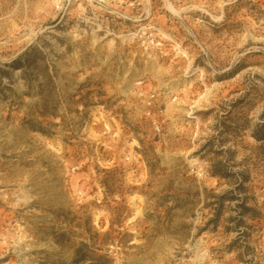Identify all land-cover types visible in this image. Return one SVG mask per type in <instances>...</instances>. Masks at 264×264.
I'll use <instances>...</instances> for the list:
<instances>
[{"label":"rangeland","instance_id":"374dc122","mask_svg":"<svg viewBox=\"0 0 264 264\" xmlns=\"http://www.w3.org/2000/svg\"><path fill=\"white\" fill-rule=\"evenodd\" d=\"M0 264H264V0H0Z\"/></svg>","mask_w":264,"mask_h":264},{"label":"built area","instance_id":"2783aa9c","mask_svg":"<svg viewBox=\"0 0 264 264\" xmlns=\"http://www.w3.org/2000/svg\"><path fill=\"white\" fill-rule=\"evenodd\" d=\"M143 108L145 117L150 119L152 128L156 134H160L162 130L163 120V104L159 103V98L154 92L148 94L143 100Z\"/></svg>","mask_w":264,"mask_h":264},{"label":"bare ground","instance_id":"6f19581e","mask_svg":"<svg viewBox=\"0 0 264 264\" xmlns=\"http://www.w3.org/2000/svg\"><path fill=\"white\" fill-rule=\"evenodd\" d=\"M166 38H168V37H166Z\"/></svg>","mask_w":264,"mask_h":264}]
</instances>
